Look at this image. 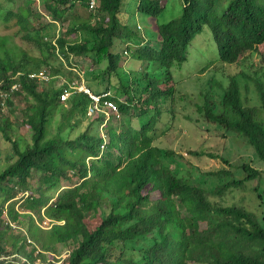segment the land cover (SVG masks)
I'll return each instance as SVG.
<instances>
[{"label":"trees","instance_id":"16d2710c","mask_svg":"<svg viewBox=\"0 0 264 264\" xmlns=\"http://www.w3.org/2000/svg\"><path fill=\"white\" fill-rule=\"evenodd\" d=\"M18 1L0 0L9 12L5 20L15 23L39 54L31 57L12 50L11 57L0 56V134L15 153L0 173V254L10 258L16 254L15 264L24 258L28 262L23 264H264V223L254 211L225 200L231 190L263 179L264 119L257 112H264V83L257 74L252 75L258 108L242 103L234 75L223 89L221 106L210 88L211 92H202L207 95L198 111L202 115L198 122L213 124L253 150L260 163L258 168L249 162L237 166L246 174L243 179L219 169L202 175L203 184L187 181L178 161L184 155L160 146L155 134L164 114L171 125L178 103L188 104L187 93L177 91L174 72L187 62L189 48L206 27L212 30L219 62L226 70L235 69L244 53L258 54L264 65V1L228 0L219 13L222 0H183L182 16L157 27L161 48L153 47L152 39L123 17L124 0H94L93 8H89L92 0H38L43 13L66 28L52 40L44 33L46 27L35 26L40 15L31 5L14 11ZM79 3L90 9L87 19L73 16L71 10ZM166 8L165 0H139L138 13L158 17ZM118 42L130 44L127 55L143 69H122L126 53L114 52ZM58 58L70 70L71 65L88 62L98 74L88 82H68V75L52 64ZM39 70L62 76V83L53 87L30 78ZM74 84L95 95L114 88L110 99L118 105L116 122L114 115L106 116V123L102 113L88 116L92 101L84 92L62 101L60 94L73 91ZM14 86L18 87L12 90ZM135 116L138 126L133 124ZM21 128H27L25 135L19 134ZM185 154L214 157L193 149ZM213 178L218 184L206 189V179ZM62 180L74 182L62 185ZM38 187L45 190L41 195H36ZM261 187L255 192L264 202ZM37 215L47 217L51 227L43 228ZM24 216L29 218L33 243L28 241L29 232L16 229L20 225L25 229ZM9 220L15 222L14 229ZM58 244L65 247L63 253Z\"/></svg>","mask_w":264,"mask_h":264},{"label":"rangeland","instance_id":"374dc122","mask_svg":"<svg viewBox=\"0 0 264 264\" xmlns=\"http://www.w3.org/2000/svg\"><path fill=\"white\" fill-rule=\"evenodd\" d=\"M165 1L167 8L158 17H149L139 14V0H124L121 5L123 17L132 25L133 28L138 27V29H140V33L145 34L148 38H151L152 46L157 48H160V45L157 43V41L159 42V32L157 30L158 25L166 24L180 18L184 10L183 0ZM223 1L225 6H223ZM228 4V0H222L219 7V13H223ZM29 5L32 6L35 13L39 12L40 15V17L35 21V26L39 27V25H42L44 28L46 27L44 33L47 34L46 36L48 38L52 40L55 36H57L60 30L61 32L65 31L66 28L61 29V24H56L51 21L50 18L43 13L40 8L41 3H39L38 0L33 1V4L28 3V0H19L14 11L17 12L20 7L27 9ZM7 9L8 8L4 3H0V56L4 55L5 57H11L10 51L12 50L17 53L28 52L31 57L38 56L39 53L33 45H31L30 42L23 37L24 33L19 31V27L13 22H6L5 19L9 13ZM212 10L217 11L213 6ZM71 12L73 16H79L81 19H87L89 15H91L90 9L82 6L80 3L78 5L76 4L75 8L71 10ZM14 19L16 18H12L11 21ZM215 44L212 30L209 27H206L205 30L194 39L192 46L189 48V57L187 62L174 72V80L176 82L177 91H184L187 93L188 104L181 102L178 103L176 118L171 125H169L167 115L164 114L155 133L157 135V142L160 146L170 147L177 153L184 155V159H178L179 162L183 163V168L180 171L181 176L185 177L189 182L196 180L197 182L200 181L202 184V175H205L207 172L226 169L232 171L233 176L236 179L241 180L246 176V174H243L237 166H239L242 162H249L251 167L258 168L260 163V161L255 158L253 150L249 148L243 140L238 137L229 138V135L231 134L218 130L213 126V124L198 122L202 121V115L199 113L202 111L204 102L202 92H211V90L214 89V92L211 93L214 95L216 104L221 106L220 101L223 89L228 85L229 78L234 75L239 80L238 82L241 87V95L243 98H241L242 103L244 102L245 105L250 108H258L259 106V102H257L259 99L256 94L255 86L253 85L255 84L254 80L256 81V78L252 74L256 73L258 79L264 83V65L262 64L263 62L261 58L256 53H244L239 61V65H237L235 69L226 70L227 68L219 62ZM1 46H5V48L9 50H2ZM113 49L114 52L121 51L124 53L127 50V46H123L120 42H118L117 49ZM52 64L54 67L64 71L68 75L65 76L68 78V82L79 79H85L86 82H88L87 80L89 78H93L98 74V72L95 73L93 71V68L90 67V63L88 62H86L82 67L71 65V70L69 67H65L63 60L60 58L54 59ZM120 64L123 70L144 68V65L134 62L128 55H124L122 57ZM131 65H133L132 68H130ZM66 70L69 73L66 72ZM45 73L48 76H45L42 81L45 83L44 85L54 87L55 82L57 84L62 83V76L52 77V75L48 74V71ZM247 84L249 85L247 86ZM210 88L212 89L208 90ZM109 89V91H111L114 95L115 89L112 87H109ZM253 92L255 94H253ZM19 104L20 102L16 105L21 109L22 105ZM17 110L16 114H18L21 118V113L19 112V109ZM9 111L11 112L9 106H6V108H4L5 115L9 116ZM257 113L258 115L261 114L264 119V112L262 110ZM119 117L120 114L118 118ZM57 119H59V115L57 116ZM113 122H116L115 118H113ZM89 123L90 120L88 119L84 123L83 128L87 127ZM133 124L134 126L141 124L138 117L135 116L133 118ZM15 126H17V124H15ZM102 127L103 124L99 126L101 134H103ZM53 128L56 130L57 126L54 124ZM27 131V128H21L19 134L25 135ZM27 138H29V136H27ZM187 149H193L198 153L203 152L207 156H214L216 158H192L185 154ZM14 156L15 153L12 144L8 142L3 133L0 134V173L6 169L12 159H14ZM223 160L230 162L231 165L228 166L224 164ZM260 169L263 172V179L252 181L247 184L244 189L231 190L227 196H225V200L229 205L240 204L251 210L250 212L253 213L254 211L258 215L259 219H262L261 221L264 223V202L259 199L258 194L255 192V188H259L260 184L263 186L261 187V190H264V167ZM213 179H206L208 180L204 185L206 189L211 190L212 186H216L218 184V181L215 178ZM73 182L74 181L62 180V185L71 184ZM43 191H45L44 188L38 187V189H36V195H41ZM54 192V190H47V194L49 195H55L56 193ZM260 203H262V205L258 207ZM43 210L44 209H42V215H44ZM24 217L26 218V216ZM37 217L40 218L38 215ZM28 222L29 218L23 219V226L26 228L24 231L27 233L29 232ZM11 223L15 224L14 221H11ZM40 223L43 227H45V225L48 224V218L45 217L42 220L40 219ZM11 230H9V233L12 232ZM28 235V239L31 238L33 240L30 232ZM29 246L30 248H34L32 245ZM57 249L61 253L65 251V247L60 244L57 245ZM12 251L14 250L12 249ZM12 255L16 254L12 253Z\"/></svg>","mask_w":264,"mask_h":264},{"label":"built area","instance_id":"2783aa9c","mask_svg":"<svg viewBox=\"0 0 264 264\" xmlns=\"http://www.w3.org/2000/svg\"><path fill=\"white\" fill-rule=\"evenodd\" d=\"M95 5V1L92 0L90 2V7L93 8ZM48 76L44 71H40L37 73H34L32 75H30V78L35 79L38 78L40 80H44V77ZM18 86H14L12 88V90L17 89ZM74 89L72 90H66L63 93H61L60 98L62 101H67L68 99H70L73 95L78 94L80 92H84L85 95L89 96L91 99V104L88 108V115L89 116H93L97 113H103L105 114V116H116L118 117V111H117V105L116 103L111 100L109 97L111 96V93H106V94H102V95H95L89 88H87L86 86L83 85H78V84H74ZM72 91V92H70ZM69 92V93H68ZM2 97H6L7 94H1ZM108 119L106 118L105 121H107ZM28 195V194H26ZM50 223L49 219H48V224ZM47 224V225H48ZM46 225V226H47ZM8 262V258L4 257V256H0V264H3V262Z\"/></svg>","mask_w":264,"mask_h":264},{"label":"clouds","instance_id":"9594fccd","mask_svg":"<svg viewBox=\"0 0 264 264\" xmlns=\"http://www.w3.org/2000/svg\"><path fill=\"white\" fill-rule=\"evenodd\" d=\"M89 8H91V7H89ZM128 45H130V44H126V46H128ZM125 53H126V55H127V50L125 51ZM111 93V96H112V92H110ZM110 96V97H111ZM109 97V98H110ZM112 100V99H111ZM5 106H6V104H5ZM117 111H118V109H117ZM119 113V112H118ZM87 114H88V112H87ZM98 114V113H97ZM103 114V113H102ZM96 115V114H95ZM119 115V114H118ZM89 116V115H88ZM94 116V115H93ZM115 117V116H114ZM117 118V117H116ZM105 119H106V116H105V114H104V118H103V121H104V123H106L107 121H105ZM104 123H102L103 125H104ZM8 207H9V205H7V209H8ZM17 207L19 208L20 207V204L18 203V205H17ZM36 218V220L40 223V218H38V217H35ZM42 220V219H41ZM8 224L13 228L14 227V223H11V221L9 220L8 221ZM40 225L42 226V224L40 223ZM43 227V226H42ZM51 227V224L49 223L47 226L45 225V227H43V228H50ZM14 229V228H13ZM16 229L17 230H20V231H22V230H26V228L25 229H23L22 228V226L20 225V226H17L16 227ZM28 241L30 242V243H33L34 241L31 239V238H29L28 239ZM36 253H40V250H37V252ZM46 254H48V253H46ZM0 256H4V257H6V258H8V262H3V264H15L14 262H13V257H16L17 255H12V258H10L8 255H5V254H0Z\"/></svg>","mask_w":264,"mask_h":264},{"label":"bare ground","instance_id":"6f19581e","mask_svg":"<svg viewBox=\"0 0 264 264\" xmlns=\"http://www.w3.org/2000/svg\"><path fill=\"white\" fill-rule=\"evenodd\" d=\"M209 39V38H208ZM161 48V47H160ZM239 57V56H238ZM40 71V70H39ZM36 72V71H35ZM264 80V79H263ZM258 81V80H257ZM256 86V85H255ZM258 92V91H257ZM253 94H255L254 92H253ZM257 94V93H256ZM207 95V94H206ZM206 95H203V96H206ZM259 95V94H258ZM254 97V96H253ZM206 99V98H205ZM257 99V98H256ZM255 100V99H254ZM257 102H259V101H257ZM205 103V102H204ZM243 104H244V102H243ZM259 105V104H258ZM118 106V105H117ZM199 108V107H198ZM197 108V109H198ZM201 109V108H200ZM101 114V113H100ZM95 116V115H94ZM115 118V117H114ZM118 118V117H117ZM116 118V119H117ZM147 187V186H146ZM142 192H143V190H142ZM145 193V192H144ZM180 204V203H179ZM178 207V206H177ZM179 207H181L180 205H179ZM178 210V209H177ZM184 210V209H183ZM180 213V212H179ZM45 218V217H44ZM262 220V219H261ZM43 223V222H42ZM55 223V222H54ZM7 225V224H6ZM10 226V225H9ZM201 226V225H200ZM13 232V231H12ZM59 258V257H58ZM18 259V258H17ZM13 260H15V259H13ZM17 262V261H16ZM28 261H27V259L26 258H24V260L22 261V262H20L19 264H23V263H27ZM34 264H38V261H36Z\"/></svg>","mask_w":264,"mask_h":264}]
</instances>
